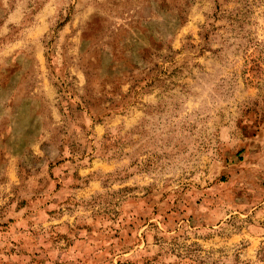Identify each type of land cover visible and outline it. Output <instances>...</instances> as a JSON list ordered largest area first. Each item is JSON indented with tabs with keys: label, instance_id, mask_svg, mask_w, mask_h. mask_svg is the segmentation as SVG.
<instances>
[{
	"label": "rangeland",
	"instance_id": "obj_1",
	"mask_svg": "<svg viewBox=\"0 0 264 264\" xmlns=\"http://www.w3.org/2000/svg\"><path fill=\"white\" fill-rule=\"evenodd\" d=\"M0 264H264V0H0Z\"/></svg>",
	"mask_w": 264,
	"mask_h": 264
}]
</instances>
